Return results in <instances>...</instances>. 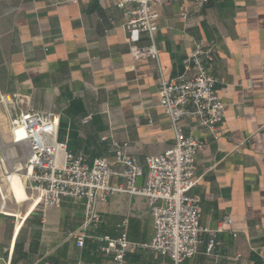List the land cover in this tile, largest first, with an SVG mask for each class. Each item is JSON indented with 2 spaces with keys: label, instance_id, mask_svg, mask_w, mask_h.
<instances>
[{
  "label": "crops",
  "instance_id": "0c3cea01",
  "mask_svg": "<svg viewBox=\"0 0 264 264\" xmlns=\"http://www.w3.org/2000/svg\"><path fill=\"white\" fill-rule=\"evenodd\" d=\"M154 10L159 69L152 61L131 59L125 16L114 0L58 6L47 0H0V95L16 94L21 110L57 116L58 141L87 164L112 161L116 142L127 144L143 166L145 157L174 143L158 103L160 76H179L195 44L212 42L211 73L224 108L221 129L212 135L193 118L181 120L180 127L204 144L190 195L200 199V224L219 229V245L207 255L208 236H202L198 253L182 264H264V0H179ZM149 43L143 36L137 46ZM0 141L13 153L22 151L9 143L1 105ZM4 173L0 159V264H117L98 239L122 232L130 246L120 264L169 263L136 247L153 237L144 198L116 193L98 202L97 227L84 231L79 248L68 234L81 230V202L66 199L59 209L42 211L27 186L23 193L25 177L23 183L16 173L3 179ZM146 174L143 167L138 187ZM109 185L124 181L113 176Z\"/></svg>",
  "mask_w": 264,
  "mask_h": 264
},
{
  "label": "built area",
  "instance_id": "2783aa9c",
  "mask_svg": "<svg viewBox=\"0 0 264 264\" xmlns=\"http://www.w3.org/2000/svg\"><path fill=\"white\" fill-rule=\"evenodd\" d=\"M179 0H114V5L125 16L126 43L134 62L152 61L158 67L160 51L153 35L157 30L158 14L154 8L168 6ZM207 0H200L205 3ZM50 6L75 4L77 0H47ZM149 44L137 46L142 37ZM215 61V45L195 44L190 55L183 61L182 73L173 79L158 80V103L173 131V145L162 153L144 158L143 166L127 152V144L112 142L113 160L97 158L87 164L82 156H72L66 144L59 142L58 118L52 113L36 112L31 108H18L16 94L0 95L8 120L9 143L20 148L24 155L25 179L28 188L37 198L40 210L59 209L64 200L82 204L84 221L80 232H70L68 237L76 246L84 244V231L97 227L98 202H106L116 193L145 199L153 225V237L149 244L136 245L159 256L166 257L168 264H182L193 258L208 236L205 253L211 254L219 245L215 234L200 224V199L190 195L196 186V158L204 144L192 136H186L180 122L193 118L198 127L216 135L223 123L224 108L216 93L217 78L211 73ZM105 140V138H102ZM119 165L120 171L114 166ZM147 174L142 186L136 185ZM22 170V168H19ZM18 170V169H17ZM16 170V171H17ZM19 170V171H20ZM113 176L123 179L124 185L111 187ZM231 224L229 219L225 220ZM102 250L114 255L117 264L122 263L130 243L122 232L117 238L102 237Z\"/></svg>",
  "mask_w": 264,
  "mask_h": 264
},
{
  "label": "rangeland",
  "instance_id": "374dc122",
  "mask_svg": "<svg viewBox=\"0 0 264 264\" xmlns=\"http://www.w3.org/2000/svg\"><path fill=\"white\" fill-rule=\"evenodd\" d=\"M11 149L12 148L7 144V142L0 141V156H1L0 159H1V165L4 167V172H5L4 173L5 175L3 174V179L7 177L9 173H16L23 179V183H24L25 179L23 177L26 176V171L24 169V165H25L24 155L19 150H17L16 153H13ZM20 167L22 168V170L16 171ZM26 186L28 187L27 182L24 187ZM26 192L30 197H35L34 193L31 190H26ZM23 209L24 208H22V210Z\"/></svg>",
  "mask_w": 264,
  "mask_h": 264
},
{
  "label": "bare ground",
  "instance_id": "6f19581e",
  "mask_svg": "<svg viewBox=\"0 0 264 264\" xmlns=\"http://www.w3.org/2000/svg\"><path fill=\"white\" fill-rule=\"evenodd\" d=\"M22 191H23V193H24V191H25L24 184H23ZM35 198H36V197H35ZM36 202H37V198H36Z\"/></svg>",
  "mask_w": 264,
  "mask_h": 264
}]
</instances>
